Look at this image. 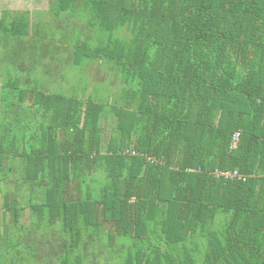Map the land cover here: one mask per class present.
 I'll list each match as a JSON object with an SVG mask.
<instances>
[{
  "label": "trees",
  "instance_id": "trees-1",
  "mask_svg": "<svg viewBox=\"0 0 264 264\" xmlns=\"http://www.w3.org/2000/svg\"><path fill=\"white\" fill-rule=\"evenodd\" d=\"M51 3L72 42L0 14L8 71L46 40L0 73V264H264V0ZM60 49L119 84L44 89Z\"/></svg>",
  "mask_w": 264,
  "mask_h": 264
},
{
  "label": "crops",
  "instance_id": "crops-1",
  "mask_svg": "<svg viewBox=\"0 0 264 264\" xmlns=\"http://www.w3.org/2000/svg\"><path fill=\"white\" fill-rule=\"evenodd\" d=\"M55 7L50 4V0H0V14L5 13L6 15L9 14H15L18 12H29L26 16L27 22H29V25L31 27V32H39V36L44 31H51V30H62L65 32V34L68 35V39L60 40V41H68L72 42L73 34L72 30H76L78 27V22L73 19V17H69L67 13H65V17L56 16L53 13V10ZM71 16V15H70ZM43 35V34H42ZM27 44V42H26ZM46 45V40H31L28 42V47L33 50V53L35 56H23L24 59H22L19 62H23L24 65L22 66V69L20 70L18 67L11 65V70L8 71L5 69L2 65H0V73L3 75H7L11 71H22L24 73L30 72V66L31 63L28 62V58L32 62H36V58L38 56H42L40 54L39 46ZM1 49V46H0ZM68 49H60L56 51V54L52 57L50 64L47 66H42V63H38V67L35 68L34 73L35 74H42L48 72V81H42L41 86L44 89H50L46 84H52V83H62L66 82V78L63 77L64 73H70L75 71H78L79 69L84 71V74L86 77L90 78L89 82L84 81L85 83L81 86L83 89H85V92H82L83 95H91L95 94L96 92L102 93L103 89H107V87L116 86L119 84V81H109L105 85V74L107 72V69L100 66V62H94L87 65V62H84L81 64V67H78L77 65H74L76 63L75 58L72 54H68ZM0 53H2V50H0ZM5 58L1 57L0 59ZM10 57H6V59H9ZM26 59V60H25ZM4 61V59L2 60ZM8 61V60H7ZM4 61V62H7ZM41 61V59H39ZM18 61L15 63H19ZM43 75V74H42ZM97 77L100 78V80L96 79ZM76 82H80V80L77 79ZM70 84L69 86H71ZM107 86V87H106ZM74 90V87L70 88ZM104 93V92H103ZM107 93V92H106ZM110 93V92H109ZM26 220H29V217L26 218ZM38 264H47L46 262L38 263ZM50 264H55L54 262H50Z\"/></svg>",
  "mask_w": 264,
  "mask_h": 264
},
{
  "label": "rangeland",
  "instance_id": "rangeland-1",
  "mask_svg": "<svg viewBox=\"0 0 264 264\" xmlns=\"http://www.w3.org/2000/svg\"><path fill=\"white\" fill-rule=\"evenodd\" d=\"M91 43H95V41H92ZM84 72L83 70L79 69L78 71H73L70 73H64L63 72V77L66 78V82L62 83H52L50 84V91L52 92H62V93H66L69 95H75L78 97H86L87 95H83L81 94L82 92H85L86 90L83 89L81 86L84 84V81H86V75L84 76H80V73ZM78 80H80V82H76ZM96 79L100 80L99 77H97ZM88 81V80H87ZM89 82V81H88ZM70 84H72L71 86H69ZM74 87V90L70 89ZM104 93H106L107 91L109 92V90L103 89L102 90ZM113 99V97H111V100ZM108 129L109 127L105 126L104 132H103V137H106L107 133H108ZM1 199V198H0ZM54 239V238H53ZM100 246H98V244L93 243V245L90 246L89 253L90 255H88L89 258H98L99 257V249ZM53 248V247H52ZM47 251V254H49V252H51V249L47 250L45 249L44 252ZM102 251V249H101ZM26 264V263H25Z\"/></svg>",
  "mask_w": 264,
  "mask_h": 264
},
{
  "label": "built area",
  "instance_id": "built-area-1",
  "mask_svg": "<svg viewBox=\"0 0 264 264\" xmlns=\"http://www.w3.org/2000/svg\"><path fill=\"white\" fill-rule=\"evenodd\" d=\"M237 141H238V134L235 133L232 136L230 148H234L237 144ZM220 174H222L225 178H229V179H233V178L240 179L241 178L240 175L237 173V171L225 172V173H220Z\"/></svg>",
  "mask_w": 264,
  "mask_h": 264
}]
</instances>
